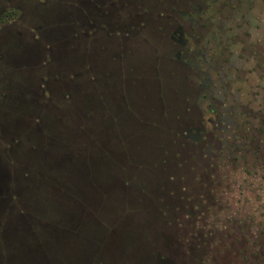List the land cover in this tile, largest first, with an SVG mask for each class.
Here are the masks:
<instances>
[{"label": "rangeland", "instance_id": "rangeland-1", "mask_svg": "<svg viewBox=\"0 0 264 264\" xmlns=\"http://www.w3.org/2000/svg\"><path fill=\"white\" fill-rule=\"evenodd\" d=\"M56 1L0 10L16 16L0 20V124L76 149L62 77L82 63L78 108L100 129L95 153L119 165L74 162L106 192L53 236L38 212L21 216L32 192L15 203L0 188V264H264V0ZM40 41L59 52L45 58Z\"/></svg>", "mask_w": 264, "mask_h": 264}, {"label": "trees", "instance_id": "trees-1", "mask_svg": "<svg viewBox=\"0 0 264 264\" xmlns=\"http://www.w3.org/2000/svg\"><path fill=\"white\" fill-rule=\"evenodd\" d=\"M54 2L57 1L54 0ZM36 37L34 38L35 41ZM78 37L81 39L83 38L81 35ZM40 43L43 45V42L40 41ZM45 46L46 45H43L44 48ZM45 50L46 53H43L44 57L51 58V54H57V52H59L60 50V47L58 46V49L55 47L53 50H50V48L46 47ZM77 50L81 51V48L75 46L72 52H75ZM48 52L49 55L47 54ZM88 53L90 54L89 50ZM39 62H41V60H39ZM80 65L70 67L69 69H71L72 71H64V75L62 77L64 81L66 80L65 83L67 86V93L65 95V100H63L67 105V111H65V115H70L69 117L76 116V119L80 121L79 123L82 126V129L78 130V135L83 141H79L76 149L74 148L73 143L70 144V142L66 138L64 139L65 141H57L55 138H53L51 142H48L47 140L41 138L39 135H33L28 131L27 127L18 125V122L16 120L13 121L14 126H12V129L10 131L0 124V153L2 152L5 155H0V166H2L5 161H8L5 170H0V188H3L4 191L8 190L7 192L10 193L7 195H9V197L11 196V198L14 199L15 203L21 201L22 199L21 196H17L19 192H23V194L32 192V196L30 197V199H28L29 202L27 201V203H31L32 205L31 210L28 213L25 211L22 212V210H20L21 216L25 220L26 216L28 217L27 214H30L33 217V215L38 212L39 216H43V218H45V221L46 219L48 220L49 227L46 228V233L49 236H53L56 231H58L57 226L59 223H62V221H65V223L68 224L65 225L66 228L64 229V231L73 228V221L76 222L77 219L74 217L75 215L73 214L72 210L74 211L76 207L80 209L83 206L85 208V206H88L90 203L92 204V201H96L97 198H99L100 200L104 199V192H106V190L101 188V184L103 183L102 180H95V174L93 175L92 172H88V174L86 172H83V167L81 168L79 166V163L74 165V162L79 158L81 159L80 162L83 164V166L87 167V156H89L91 158H102V162L106 164V167L108 168L111 167H109L107 164L111 165L113 168L119 165H117V161H112V159L109 160L107 156L102 155V151L100 155L95 153L96 148L98 149V146L101 144L99 140L97 141V137L95 135L100 129L95 124H93L91 127L87 126L86 120H91L90 116L87 115L91 114L90 107L84 108L87 114H82V112L78 108V104L80 103L78 100L82 94L80 93L82 82L76 77L75 74L77 73L73 72H76V69L79 70ZM64 70L67 69L65 68ZM42 72L43 71H41V68L36 70L37 76H40L41 79H43V77L45 76L42 75ZM80 74L78 76H80ZM105 85L107 86L106 83ZM45 94L46 93H42V96ZM108 95L109 93H107V97H109ZM86 133L91 135L89 136L91 141H89L88 143H84L87 139V136H85ZM58 142H60V145L64 147L63 153L61 152V155L60 152L58 155V153H55V151L53 150ZM88 150H90V152H88ZM46 152L48 153V156L46 155ZM104 152L107 154V150H105ZM86 153H91V155ZM98 161L100 162V159ZM72 164L74 165V168L71 167ZM33 169L37 172L36 174L31 173V176L29 171L31 172ZM87 171H91V169L88 168ZM118 172L120 178V175L121 173L123 174V172L120 171L119 168ZM23 181H31L32 188L21 190L18 187L17 192V188H15L17 186L16 184H21ZM120 181V183H122L121 186L125 187L127 184L129 185V180L124 179ZM10 187L14 188L9 189ZM13 191H16L17 193H14ZM35 193L37 196L39 195L38 197H43V203L40 202L39 199L37 200L35 198ZM36 206H38L39 209H37ZM42 208H48V214L42 213ZM99 217L100 216L97 217V215H95V211L93 209L84 211L82 212V215H80V219L83 220V222L92 221L94 219L96 221ZM104 217L107 219L106 216ZM79 221L80 220H78V225H81ZM63 224L64 222L61 224L64 227ZM61 232H63V230ZM79 233H81L80 228ZM22 247L27 246L25 243H22L19 246L16 245V250L18 251ZM11 252L13 254L17 253L13 251V249Z\"/></svg>", "mask_w": 264, "mask_h": 264}, {"label": "flooded vegetation", "instance_id": "flooded-vegetation-1", "mask_svg": "<svg viewBox=\"0 0 264 264\" xmlns=\"http://www.w3.org/2000/svg\"><path fill=\"white\" fill-rule=\"evenodd\" d=\"M7 1V3L5 4V2ZM8 1L10 2V5H13L14 6V8H16V7H20L18 4H17V0L15 1V0H4L3 1V3H2V7L3 8H0V10H4L5 9V11L4 12H7V13H4L5 14V16H7L8 14H11V13H14V12H16V10H14L13 8H11V9H9V12H8V10H7V8H4V6L6 5V6H8ZM89 1V0H88ZM89 5H87V7H89L90 9H91V2L89 1ZM39 5H41V3L39 4ZM88 11V10H87ZM90 11H92V10H90ZM89 11V12H90ZM92 12H95V11H92ZM61 18V17H60ZM15 19H16V16L13 18V19H9L8 21H3V19H0V20H2L3 22H1V23H14V21H15ZM44 35V34H43ZM45 36V35H44ZM34 53V52H33ZM36 53V52H35ZM34 53V54H35ZM36 54H38V52L36 53ZM35 57H36V55H35ZM37 59H38V56H37ZM39 60V59H38ZM29 64V63H28ZM38 64V65H37ZM45 64V63H44ZM30 66H31V68H33L34 66L36 67V68H41V71H43V63H39V62H35V64H32V62L29 64Z\"/></svg>", "mask_w": 264, "mask_h": 264}, {"label": "water", "instance_id": "water-1", "mask_svg": "<svg viewBox=\"0 0 264 264\" xmlns=\"http://www.w3.org/2000/svg\"><path fill=\"white\" fill-rule=\"evenodd\" d=\"M0 169H1V166H0ZM66 234V233H65ZM62 235H63V233H62ZM64 236H62V238H63Z\"/></svg>", "mask_w": 264, "mask_h": 264}]
</instances>
